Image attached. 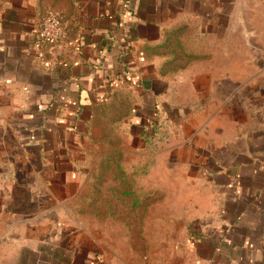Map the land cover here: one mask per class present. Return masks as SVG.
Instances as JSON below:
<instances>
[{
    "label": "crops",
    "instance_id": "0c3cea01",
    "mask_svg": "<svg viewBox=\"0 0 264 264\" xmlns=\"http://www.w3.org/2000/svg\"><path fill=\"white\" fill-rule=\"evenodd\" d=\"M246 3L0 0V264H264V29ZM50 10L66 38L44 46ZM122 127L105 191L93 148Z\"/></svg>",
    "mask_w": 264,
    "mask_h": 264
},
{
    "label": "rangeland",
    "instance_id": "374dc122",
    "mask_svg": "<svg viewBox=\"0 0 264 264\" xmlns=\"http://www.w3.org/2000/svg\"><path fill=\"white\" fill-rule=\"evenodd\" d=\"M247 5L249 4L250 6V9L249 11L247 12H250V13H254L256 14L257 16H259L260 18L258 20L260 25L262 26V29H264V0H248V3H246ZM246 5V6H247ZM124 119V118H123ZM125 128L122 127V130H124ZM127 129V128H126ZM126 129L124 131V133L121 135L120 139H115L113 135H109L105 137V140H104V143H105V146L102 150H99L98 149V145H95V147L93 148L94 149V152H93V156L94 157H98L99 154H102V156H106V165H102L101 163L100 164H96L95 166H93L91 168V173L92 174H96L98 175L97 176V179L98 177H101L100 179L102 180V186L105 187V189L103 190H113V187L115 182L112 181V178L110 175H113L114 173H117L120 175V173L123 175V173L125 172L123 170V168L125 167H114L113 165V158L114 157H121V159L124 160H129L127 158L130 157V154H128V152L125 150V147L124 145H126L127 147H129V144H130V140H129V135L126 133ZM114 146H121L122 149V152L121 154L120 153H117V149L115 151L114 149ZM122 161V160H121ZM98 163V162H97ZM121 168V169H120ZM127 172V171H126ZM137 174H142V170H138L137 171ZM96 179V180H97ZM104 179V181H103ZM96 185L98 184L97 182L95 183ZM122 184V188L121 189H127L130 185L129 184H126L124 185L125 183H121ZM117 185V184H116ZM135 185V184H133ZM132 185V187L134 188V186ZM93 195H94V201L96 202L98 199H97V191H96V188L94 189V192H93ZM106 198V206H108V204H110V206L112 205V201H113V197L110 198V196L112 195H109V194H106L105 195ZM125 198H128L125 197ZM145 201L144 198L141 199V202ZM158 202H160V197L158 196V194H154V203L155 205L158 204ZM122 206H123V203H122ZM123 208V207H122ZM122 214H121V219L123 220V222H140L139 220V213L138 215L134 214V213H130L128 212V209H122ZM111 218L113 215H110ZM144 215L142 214V217Z\"/></svg>",
    "mask_w": 264,
    "mask_h": 264
},
{
    "label": "built area",
    "instance_id": "2783aa9c",
    "mask_svg": "<svg viewBox=\"0 0 264 264\" xmlns=\"http://www.w3.org/2000/svg\"><path fill=\"white\" fill-rule=\"evenodd\" d=\"M38 38L41 45H54L62 43L66 38L59 15L50 10L42 17L39 23Z\"/></svg>",
    "mask_w": 264,
    "mask_h": 264
}]
</instances>
